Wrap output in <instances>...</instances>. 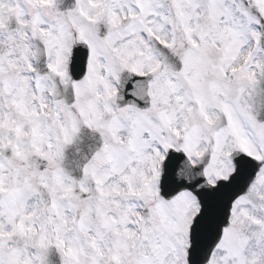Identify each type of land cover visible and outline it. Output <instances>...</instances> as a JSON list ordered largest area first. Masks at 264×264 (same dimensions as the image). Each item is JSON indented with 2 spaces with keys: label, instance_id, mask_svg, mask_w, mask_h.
Here are the masks:
<instances>
[{
  "label": "snow or ice",
  "instance_id": "1",
  "mask_svg": "<svg viewBox=\"0 0 264 264\" xmlns=\"http://www.w3.org/2000/svg\"><path fill=\"white\" fill-rule=\"evenodd\" d=\"M0 264H264V0H0Z\"/></svg>",
  "mask_w": 264,
  "mask_h": 264
}]
</instances>
